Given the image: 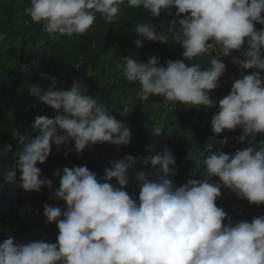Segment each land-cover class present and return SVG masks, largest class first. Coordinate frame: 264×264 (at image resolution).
<instances>
[{
    "label": "clouds",
    "instance_id": "obj_1",
    "mask_svg": "<svg viewBox=\"0 0 264 264\" xmlns=\"http://www.w3.org/2000/svg\"><path fill=\"white\" fill-rule=\"evenodd\" d=\"M125 3L153 18L175 9L178 19L166 28L137 24L134 30L150 42L174 40L183 50L182 59L164 65L156 56L145 63L123 58L124 78L140 86L138 99L159 97L165 108H215L213 134L240 129L236 142L248 146L231 155L209 148L198 156L203 178L181 186L173 179L175 157L165 147L150 158L151 172L136 170L148 164L144 157L127 155L112 161L101 177L86 166L56 170L59 188L54 189L37 167L47 161L53 145L57 150L63 146L67 157L73 144L75 154L82 155L97 144L127 146L132 134L80 79H73L67 90H57L55 77L47 88L30 85V95L57 115L36 117L35 136L20 138L16 183L26 193L47 187L50 198L65 206H44L46 222L58 229L55 243H23L8 236L0 242V264H264V215L233 223L216 203L223 188L250 205H264V140L257 142L264 134V28H255L264 26V0H29L24 13L48 34L83 35L97 14L113 23ZM6 35L0 33V42ZM210 51L208 67L192 62ZM224 57L256 71L242 73L215 103L210 94L226 72ZM11 151V144L0 147V159L8 161ZM7 177L15 180L9 167ZM133 179L138 197L126 190Z\"/></svg>",
    "mask_w": 264,
    "mask_h": 264
},
{
    "label": "rangeland",
    "instance_id": "obj_2",
    "mask_svg": "<svg viewBox=\"0 0 264 264\" xmlns=\"http://www.w3.org/2000/svg\"><path fill=\"white\" fill-rule=\"evenodd\" d=\"M22 4L23 0H14L12 14L14 23L12 26H8L6 24L8 16L1 8V5L5 6V3L0 0V33L7 34L6 39L0 42V113L2 110L10 108L12 111L27 114L28 121H35L38 116L54 119L57 113L31 96L29 86L39 85L42 88H47L50 85V78L55 77L58 80L57 90H67L71 88L73 79H80L88 86L90 95L100 94L103 97V102L108 108L109 105L113 106L122 101L124 108L121 115L124 121L132 126L130 122L136 118L134 109L140 102L137 96L140 86L135 83L120 90L112 88L121 81L122 68L124 66L123 58H129L130 56L129 41L131 37L124 31V26L122 28L117 25L111 29L114 47L102 57L97 68L86 70L80 64L75 63L73 59L64 57L56 51H50L48 56L44 58L40 49L46 40H32L29 35L25 34L28 16L22 10ZM129 9L127 6L121 13L126 14ZM174 19H178L175 15V9L170 14L164 13L160 30L166 28L168 22ZM102 30V28L94 24L89 33L93 39L100 41L99 35ZM150 43L154 45V54L152 56L158 57L161 65H164L168 60L175 61L183 58V50L174 40H170L167 44L160 42ZM213 54L214 52L210 51L192 62L200 63L203 68H206L209 66V60ZM236 55L238 53L234 52L233 56ZM222 62L226 65V72L220 78L219 87L210 94L211 99L215 103H218L221 98L229 94L237 74L248 75L256 71L255 69L244 70L232 64L231 57H224ZM24 72H29L26 89L16 88L18 76ZM216 111L217 109L215 108H187L184 105L165 108L163 102L154 105L150 119L151 128L154 133L162 135V137L155 142L152 155L155 156L162 152L165 147L171 150L176 160L177 174L173 179L177 186H181L191 179L203 178L201 175L203 169L197 159L198 145L201 134L207 129H211L212 115ZM173 112L177 115L174 118L171 116L168 118ZM164 121H169L170 124L167 126L165 134H162L161 128ZM133 128L135 126L131 129ZM131 134V142L127 146H114L116 153L106 165L96 167L92 147L84 151L82 155H77L74 151V145L70 144L67 157L64 155L65 148L63 146L57 150L56 146L53 145L51 154L43 164V167L45 168L48 162H56L61 170L65 167L86 166L98 177H101L105 169L111 166L112 161L122 159L127 155L142 156L138 148L141 138L137 133ZM240 134V129H236L233 132V135L228 140L226 154L231 155L248 146L236 142V138ZM34 136L35 134L28 137ZM261 140H264V134L257 136V142ZM136 170L153 171L151 164L145 165L143 163L138 164ZM41 173L44 178L52 181L54 189L59 188V177L48 176L44 171ZM213 182L219 181L213 178ZM41 190L49 189L44 187ZM126 190L129 194H135L137 197L139 195V187L134 179ZM221 193V198L216 201L217 206L225 210L233 223L241 220L251 222L253 217L264 215V205H250L245 200L237 199L234 194L223 188ZM52 201L54 203L52 206L64 207L62 203L55 202L54 199ZM57 235L58 229L56 225L46 222L43 210L35 211L28 208L18 216L17 220L0 229V242H3L8 236H12L16 241L23 243L40 239L55 243Z\"/></svg>",
    "mask_w": 264,
    "mask_h": 264
},
{
    "label": "trees",
    "instance_id": "obj_3",
    "mask_svg": "<svg viewBox=\"0 0 264 264\" xmlns=\"http://www.w3.org/2000/svg\"><path fill=\"white\" fill-rule=\"evenodd\" d=\"M5 6L1 5L8 19L6 24L12 26L13 22V2L14 0H2ZM29 6V0H23L22 10ZM127 3L121 5V10L116 17L115 21L111 24H106L101 18L100 14H97V19L95 25L102 28V33L100 32V41H96L92 38L89 31L83 35H60L48 34L42 31V24L33 23L30 17H27V26L25 28V34L29 35L32 40H46L45 44L41 46L40 51L43 53L44 58L48 56L50 51L59 52L64 57L71 58L75 63L80 64L83 69H95L99 66L102 57L112 50L114 47V41L112 39L111 29L113 27L120 25L122 28L124 26V31L131 37L129 41L130 48V59L136 60L141 63H145L146 59L154 54L153 44L146 40L145 37L135 32V26L137 24H152L162 28V20L164 13L162 12L161 17L153 18L147 13L143 8L140 9H129L126 14H122L121 11L127 7ZM256 30H261L264 26L255 25ZM102 41V42H101ZM136 41H140L141 47H138ZM29 72H24L22 75L18 76L16 82V88L26 89V84L28 80ZM135 84L129 82L122 75L121 81L118 85L112 87L114 90H120L128 85ZM111 88V89H112ZM162 99L159 97H151L147 102H139L134 109L136 120L134 119L130 123L132 126L127 124L123 117L122 111L124 108L123 102L119 101L116 105L110 106L109 110L118 119L123 120L131 133H137L141 138L139 144V151L142 153V157L148 161L150 164V158L154 157L152 155V150L154 149L155 142L162 135H157L152 130V123L150 122L153 107L155 104L162 103ZM173 112L168 118L175 117L177 114ZM52 119V118H49ZM134 124V125H133ZM170 124L169 121H164L163 127L161 128L162 134H165L167 126ZM34 121H28V115L21 113L19 111H12L10 108L2 110L0 113V147L5 144H11L12 151L9 153L8 161L0 159V229L10 225L12 222L17 220L18 216L26 211L28 208L37 210H43L45 205H53V201L50 198L52 195L49 190H41L37 192H24L16 183L19 172L16 169V159L15 153L20 147L19 140L23 137H28L36 134V129L33 127ZM235 131V130H234ZM234 131L225 130L221 135L216 136L213 134L211 129L204 131L199 140L198 156H203L209 148L214 151L222 150L226 153V148L228 140L233 135ZM15 132V135H14ZM227 141L224 148L221 149V143ZM95 155V165L96 167L106 165L108 161L112 160L113 155L116 153L114 146L108 144H97L92 146ZM8 167L12 173H14L15 180H9L7 177ZM41 172L44 171L47 175H53L56 170H63L57 165L56 162H48V164L43 167V165H37ZM54 176V175H53ZM55 202L62 203L61 200L54 199ZM65 206V205H64Z\"/></svg>",
    "mask_w": 264,
    "mask_h": 264
},
{
    "label": "built area",
    "instance_id": "obj_4",
    "mask_svg": "<svg viewBox=\"0 0 264 264\" xmlns=\"http://www.w3.org/2000/svg\"><path fill=\"white\" fill-rule=\"evenodd\" d=\"M239 78H241V74H237L236 77H235V79H239Z\"/></svg>",
    "mask_w": 264,
    "mask_h": 264
}]
</instances>
